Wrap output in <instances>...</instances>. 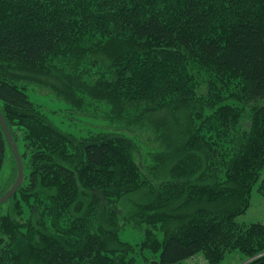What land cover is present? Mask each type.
<instances>
[{
  "label": "trees",
  "instance_id": "obj_1",
  "mask_svg": "<svg viewBox=\"0 0 264 264\" xmlns=\"http://www.w3.org/2000/svg\"><path fill=\"white\" fill-rule=\"evenodd\" d=\"M34 83L77 112L105 103L112 131H64ZM0 105L30 157L0 264H215L240 244L264 264V222L236 218L264 168V0H0ZM9 154L0 197L18 175L0 123V173Z\"/></svg>",
  "mask_w": 264,
  "mask_h": 264
},
{
  "label": "rangeland",
  "instance_id": "obj_2",
  "mask_svg": "<svg viewBox=\"0 0 264 264\" xmlns=\"http://www.w3.org/2000/svg\"><path fill=\"white\" fill-rule=\"evenodd\" d=\"M92 67L88 65L80 66L77 71L73 72V75H77L74 83L78 85V83H86L90 84V80H85L84 77L88 74L89 70ZM90 73H92L90 71ZM79 80L80 82H77ZM85 80V81H83ZM82 81V82H81ZM29 95L30 99H32L37 105L41 107L43 112H45L48 118L53 121V123L59 126L66 132H71L76 136V138L80 139L81 137H88L92 134V132L99 133V132H111L112 131V124L107 116L108 107L105 103L96 102L95 100L92 101L93 104L86 105L89 109L87 110H79V112L75 111L69 103H66L62 98L57 96L53 93L52 88L45 84H32L29 86ZM61 88H59L60 90ZM98 93H102L100 90ZM91 101V100H90ZM25 128L20 127V125L15 124V132L19 139V146H21L22 152L26 149V140H25ZM24 166L26 172L29 173V162L30 157L25 156ZM13 162L12 158L9 154V159L5 162L3 171L0 173V189L6 183L5 179L8 176L12 175L13 169ZM262 174L260 179L257 181L253 191H252V199L250 203V207L246 211V213L237 216V220L245 223L250 224L253 222H264V192L259 189L260 184L262 183V179H264V168L262 169ZM26 173V174H27ZM3 210L7 211L9 206V201L3 203ZM29 212V211H27ZM25 214H28V213ZM23 218V217H22ZM25 218V217H24ZM121 236L124 240L132 241V242H139L142 239V234L136 230L132 225H128L121 231ZM251 248L255 246L256 243H250ZM244 244L237 245L236 247L230 248L228 247H216L217 250H220L223 253L222 256H225L220 262L215 264H248L251 260L255 257H247L246 246L243 247ZM216 251L214 249L211 253L215 254ZM264 252V250L256 249L252 253H260ZM212 256H216V255ZM260 256V255H259ZM209 251L204 250L199 253L197 256L190 258V260L184 261L181 264H211L208 260Z\"/></svg>",
  "mask_w": 264,
  "mask_h": 264
},
{
  "label": "water",
  "instance_id": "obj_3",
  "mask_svg": "<svg viewBox=\"0 0 264 264\" xmlns=\"http://www.w3.org/2000/svg\"><path fill=\"white\" fill-rule=\"evenodd\" d=\"M0 123H2L4 134L6 135L8 145L12 148L14 157L17 160V169H18V175L13 183V185L5 192L4 195L0 197V206H2L3 203L8 202L13 195L16 193L18 188L22 186L24 183L25 175H26V169L24 168V160L21 156L20 148L17 145V142L15 141L14 135L11 132V129L6 122V117L4 112H2V108L0 105Z\"/></svg>",
  "mask_w": 264,
  "mask_h": 264
}]
</instances>
